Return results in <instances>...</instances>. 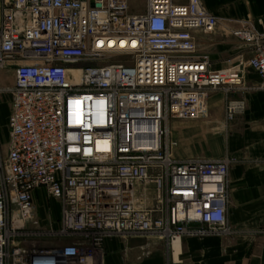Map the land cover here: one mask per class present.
<instances>
[{"label":"built area","instance_id":"built-area-1","mask_svg":"<svg viewBox=\"0 0 264 264\" xmlns=\"http://www.w3.org/2000/svg\"><path fill=\"white\" fill-rule=\"evenodd\" d=\"M208 0H0V72L14 65L8 153L0 154V264H87L76 245L26 249L38 193L60 204V231L113 238L227 237L234 159L173 153L170 125L209 114L222 91L264 92V32H231L250 54L213 71L199 35L215 32ZM247 70L256 75L247 85ZM85 254V253H84Z\"/></svg>","mask_w":264,"mask_h":264},{"label":"crops","instance_id":"crops-1","mask_svg":"<svg viewBox=\"0 0 264 264\" xmlns=\"http://www.w3.org/2000/svg\"><path fill=\"white\" fill-rule=\"evenodd\" d=\"M206 7L218 23L214 33L199 35V54L209 58L213 71L241 58L248 60L250 54L231 32L243 22L264 32V0H208ZM247 77L256 82L253 72ZM231 99H243L245 111L228 124L225 153L204 158L235 160L230 169L228 210L233 233L227 237H185L174 250L153 238H113L102 249L91 250L89 264H264V92L245 91ZM208 104L209 112L223 107L226 113L222 91L212 94ZM191 158L196 157L179 159ZM38 194L36 199L43 195L42 191ZM69 241L79 246L87 243L81 234L72 235Z\"/></svg>","mask_w":264,"mask_h":264},{"label":"rangeland","instance_id":"rangeland-1","mask_svg":"<svg viewBox=\"0 0 264 264\" xmlns=\"http://www.w3.org/2000/svg\"><path fill=\"white\" fill-rule=\"evenodd\" d=\"M146 10L145 0H130V15H141ZM252 70H247V76ZM252 80V79H251ZM247 85H254L247 77ZM14 83V65L7 71L0 72V87L12 86ZM259 92V91H258ZM238 95V93H235ZM243 95V93H239ZM243 97V96H242ZM243 100V99H235ZM12 98L7 93L0 94V154L4 158L8 153V118L10 115ZM225 105V103H224ZM223 108V107H222ZM197 120H175L171 123V140L174 143L173 153L177 158L195 156L196 158L213 157L223 155L226 150L231 121L227 120L223 109ZM35 213L33 222L27 225L26 234L22 245L26 249L51 250L60 249L66 245H76L57 235L60 231V204L41 195L35 200ZM83 246L76 245L91 259V250L102 249L104 246H96L92 240H86ZM83 249V250H81ZM85 253V254H84ZM93 264V263H92Z\"/></svg>","mask_w":264,"mask_h":264},{"label":"bare ground","instance_id":"bare-ground-1","mask_svg":"<svg viewBox=\"0 0 264 264\" xmlns=\"http://www.w3.org/2000/svg\"><path fill=\"white\" fill-rule=\"evenodd\" d=\"M177 247V246H176ZM175 248V247H174ZM176 250V249H175Z\"/></svg>","mask_w":264,"mask_h":264}]
</instances>
